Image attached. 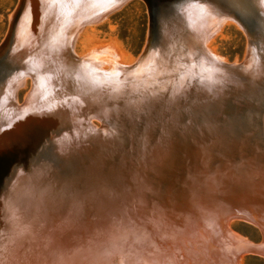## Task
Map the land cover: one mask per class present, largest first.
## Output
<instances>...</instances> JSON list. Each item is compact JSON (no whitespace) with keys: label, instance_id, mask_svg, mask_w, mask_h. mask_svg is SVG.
Returning a JSON list of instances; mask_svg holds the SVG:
<instances>
[{"label":"rangeland","instance_id":"1","mask_svg":"<svg viewBox=\"0 0 264 264\" xmlns=\"http://www.w3.org/2000/svg\"><path fill=\"white\" fill-rule=\"evenodd\" d=\"M254 1L252 0V4L258 9V0L257 2ZM260 1V8L264 12V0ZM156 3L158 4H155V0H83V2L81 0H0V46L5 42H11L13 31L14 33H19L20 44L25 46L27 40H24L23 37L29 35L26 34L29 30L28 27L33 26V20L32 24L29 21L27 23V20L25 22L28 10L33 11L34 9L36 11L35 14L41 12L40 14L43 16L46 15L44 16L45 21L50 22L49 26L52 29L45 36H36L38 33L34 35L35 39L32 44L30 46L27 45L28 47H25L22 51V54L28 53V55H32L29 61L26 60V62H28L29 66L35 68L36 71L38 68L41 69L42 66L43 68L48 66V69L43 70L42 68L43 72H41L40 78L43 80L39 79L41 80L39 81L41 82L40 86H38L39 89H37V85H39L37 83L38 79L35 81L36 77L34 78V76H37L36 73L33 72L31 75L27 71V76L23 78L20 84L17 83L16 89L13 88L12 98L10 97L11 89L5 85L0 94V101L2 100L0 108H2L3 102L15 110L19 107L30 111L32 109L36 110L38 107L40 109L46 104L42 106L44 102H48V105L53 107L54 103L44 99H46L47 95L50 96L52 94L50 97L54 98V95L60 92V89L57 92L54 90V94L50 86L59 87L58 79L63 74L64 76L66 75L65 64L72 66V68L74 67L75 71L72 68L71 70L76 73L79 72L77 70L78 64H82L80 71L82 70L85 74L82 77L87 78L85 80L86 85L82 83V78L77 77L75 74L74 77L77 81L69 82L68 85H73L74 91L79 89L86 91L93 86L83 94L90 101L99 97L106 100L102 85L108 84L110 88H113V85L119 83L125 85V87L130 86L133 89L141 88H138L139 93L136 91L135 93L137 96L144 95L147 100H152L150 96H157V94L162 96L166 94V96H171L172 94L173 96L175 92L178 93L182 91V88L185 90L187 87L190 88L189 100L193 102L201 91L207 92L208 98H198L202 100H198V103L193 106L192 103L185 104L184 99V103L181 102L180 106H178L180 110L179 120L170 121L168 126L173 132V135L169 138L173 161L165 165L161 175L158 177L159 182L157 181L156 186L161 189V191L159 190L160 196L165 198L164 194H167L170 197L169 199L176 196L183 202L182 199L189 189L188 183L193 177H197L198 181L207 180L209 177L221 180L219 177L220 174H225V167H230L234 171L239 170L240 165L245 163V158L251 160V162H246L248 165H253L258 168V171L264 170V34L261 36V40H258V43L253 42L248 37L242 22L227 14L222 6L216 4L214 0H157ZM76 4L77 6H75ZM69 5L71 7H68ZM154 5H158L157 13ZM79 9L82 12H78ZM71 10H75L73 14ZM15 16H18L16 22H14ZM30 19L28 16V20ZM189 20L192 28L189 23L187 25V21L190 22ZM193 21H200L198 23L203 24H199L198 27L197 23ZM35 22L34 28H37L35 27ZM29 24L30 26H28ZM42 26H44V23H41ZM197 29L203 30L198 31ZM53 32L56 33L54 34ZM48 36H51V38ZM174 40L178 41L175 42ZM188 41L192 43H188ZM61 42L62 44H60ZM170 42L172 44L175 42L176 44L172 45ZM38 53H42L40 54L41 58ZM149 56L152 57L150 58ZM21 59L26 58L22 57ZM21 59L15 62L10 61L5 50L0 52V67L5 69V82L14 71L22 68ZM202 59L204 62L201 61ZM204 59L208 63L206 66ZM147 60H152V62ZM45 61L49 65H46ZM203 63L204 68H202ZM143 64L148 65V67ZM215 64L218 68H216ZM220 64L228 68L222 69L219 66ZM241 65H250V67L238 68ZM49 66L53 70L58 69L57 71L55 70L58 72L55 73V76L47 74V71L50 70ZM142 66L144 68H140ZM158 66L160 67L158 68ZM206 68L207 71L205 70L204 74L203 71ZM144 69L146 70L144 71ZM152 69L156 70L154 71L156 74L153 73V75H156L157 78L153 75L149 76L153 72ZM138 72L142 74L146 72L147 74H144L147 77L140 75ZM158 73L160 74L159 76ZM208 73L209 78L207 77ZM223 75L226 78L225 80ZM143 76L144 78H142ZM212 78H214V81H212ZM52 79L56 80L51 82L50 80ZM132 79L134 83H131ZM172 79H174V83L170 81ZM214 84L215 86L219 84L216 89ZM221 84L223 87L220 86ZM95 85L96 87H94ZM42 86L46 89H43L44 87ZM203 88L207 89L204 90ZM254 88H256L258 93L252 94ZM40 89L42 90L41 93ZM95 89L97 90L95 91ZM43 90L47 94H44ZM80 90L79 92H81ZM76 94L78 97H82V93ZM102 95L104 96L102 97ZM67 97L68 95L66 94ZM130 100H125V103L115 99L108 100L107 104H115L114 109L119 112L114 114L115 119L111 120L113 122L108 129L110 133L112 132L111 135L108 134V131L104 134L103 132L101 133L102 130L100 129L104 127V120L101 116L94 114L90 110L84 111V109V114H82L84 120L81 116L78 118L82 119H80V126L82 129H86V134L82 133L78 136L82 141H77L79 143H73L74 145L65 146L64 148L59 145V140L64 134H72V130L66 128L70 125V121L66 118L46 121V124L43 123L41 128L38 127V131L45 135L43 142L34 144V146L38 145L37 150L41 153H38L37 162L32 166L33 170H37L38 180L26 182V186H39L41 190L49 189L51 193L59 197L73 199V194H79L88 187L94 193L97 191L96 194L98 195L102 190H113V187L110 188V186L115 181H117L118 185L127 182L129 177H131L130 171L133 168L137 169V158L142 152H145L143 150L145 147L150 151L153 145L159 141L160 135L166 129H164L165 124L163 122L168 121L167 118H169L157 116L161 105L156 104L157 102H154V99L152 102L157 107L151 111L150 115H148L147 111L144 114L140 113V115L138 110L144 111L143 106H135L131 104V98ZM58 103H55V106L60 105ZM127 103L129 106L124 105ZM229 103L235 107L231 109ZM64 106L68 107L67 105ZM64 106L61 104L60 108H65ZM256 106H258L257 109L252 108ZM75 111L76 114H80L77 109ZM238 112H241V114H238ZM63 117H65V112ZM88 128H94L98 133L89 134ZM184 128L187 129L185 136H181L180 131L185 130ZM83 139L85 140L84 142ZM104 140H107V143L106 141L103 142ZM144 144L145 147L143 146ZM176 146L180 147L177 149ZM203 153H205L209 161L208 166L204 168L206 171L201 168ZM242 171L248 173L252 169L243 168ZM26 173L28 174L29 170H26ZM97 178H99L100 184L102 183L98 187L96 185ZM162 186L166 187L164 191L161 188ZM1 194L2 192L0 193V200L3 198V194ZM250 195H245L246 207L244 206V209H248L262 225L258 222L254 224L253 221L250 222L247 219L231 218L227 220V223H223L224 226H220L219 230L230 235L232 239L229 240L230 243H226L221 238L223 235L218 232L219 227L215 228V230L209 228L207 236H203L205 238L201 236L196 238L195 242H186L189 245L193 242L192 247L190 245L188 248L187 244L184 243L183 245L182 243L180 244L181 247L183 246L182 249L179 248V245L177 248L179 250L174 252V256L172 252L165 251L167 254H163L162 263L164 264L165 260V263L170 262L167 259L168 257H172L171 261L175 260L180 252V258L176 259L181 261H179L180 264H186L187 262V264H190V262L192 264L196 256H199L198 259L200 261L195 259L198 264H203L204 262L202 261L204 259V261L207 260L209 263L214 264L212 259L215 256H217L214 258L216 262L217 258L219 261H225L223 257L228 256L229 260L226 261V264H264V233L262 230L260 231V228H257V225L261 229L264 228V190H258L257 195L254 194L255 196ZM214 232H216V235H219L217 232L220 233L221 237L219 235V238H217ZM212 237L214 239H211ZM207 238L209 239L207 240ZM194 243L199 244V247ZM185 245H187V248H185ZM245 245H250L249 247H253V250L242 253L240 251L239 254L238 251L243 249ZM261 246V252L257 253L255 249L261 248ZM202 247H209L210 252L207 248L202 250ZM192 248H196L198 255H194L196 252L191 250ZM198 248L202 252L205 250V252L199 253L200 250ZM231 248H233L232 251ZM217 252L220 253V258ZM227 252L230 256L226 254ZM168 253H171V256ZM175 253L178 254L176 255ZM190 253L193 254L191 255ZM204 253L211 256H204ZM183 254L187 255V257L192 256V258L189 257V261H187V257L184 258L185 255L183 256ZM223 254L226 255L223 256ZM201 258L203 259L202 261ZM176 260L169 264H178ZM219 261L217 262L218 264H220Z\"/></svg>","mask_w":264,"mask_h":264},{"label":"bare ground","instance_id":"2","mask_svg":"<svg viewBox=\"0 0 264 264\" xmlns=\"http://www.w3.org/2000/svg\"><path fill=\"white\" fill-rule=\"evenodd\" d=\"M81 1L83 2V0ZM75 6H77V4ZM68 7H71V6L69 5ZM72 9H75V8H72ZM40 10H41V6H40ZM74 11L72 12V14L74 13ZM79 11L81 10L79 9L78 12ZM62 12H65V11H62ZM35 13L36 11H34V9L33 11L28 10L26 12L27 18L25 19V22L27 20V23L29 21L30 24H32V20H33V26L31 27L30 24L28 25L31 27V29L30 27H28L29 30L26 34H29V35L28 36L25 35L23 37L24 40L25 39L27 40L24 47H28L32 44L33 40L35 39L34 35H36L37 33L38 34L36 36L38 35L45 36V34L48 33V31L52 30L51 26H49L50 22L48 23L45 21L44 16L46 15L43 16L42 14H40L41 12L39 14L38 12L37 14ZM28 16L29 18H31L30 20H28ZM34 22L36 23L35 27L37 28H34ZM193 22H196V21H193ZM198 22L200 21L196 22L199 27V24L201 23H198ZM41 23H44V26L41 27ZM188 23L190 27L192 28L191 21L190 22L187 21V25ZM60 24H61V21H60ZM202 30H198V31H202ZM48 37L51 38V36H48ZM51 40H54V39H51ZM175 42L174 44H176ZM190 42L188 41V43ZM60 44H62V42ZM170 44H172V42H170ZM22 56L26 58L22 60L24 67L22 66L21 69L14 71L6 80L7 88L11 89L10 90L11 93L9 92L11 94L10 97L13 96L12 95L13 90L16 89L15 86H17V83L20 84L23 78L27 76L28 74L27 71L30 72L31 75L33 72L36 73L37 76H34V78L36 77L35 81H37L38 79L37 83L39 85L37 84L36 85H37V89H39L38 86H40V83H41L39 81L43 80L40 78L41 72H43L44 69H48V66H46L47 68L46 67L43 68L42 66L43 70L42 68L41 69L38 68V70L36 71L35 68L29 66L27 64L28 62H26V60L29 61V58L32 55L30 56L28 55V53H24L22 54ZM40 58H41V55H40ZM147 61H150V60H147ZM201 61H203V59ZM150 62H152V60ZM205 62H206L205 63V66H206V64H208L207 60H205ZM208 62L210 61L208 60ZM47 64L49 65V63H46V65ZM145 64L143 65L146 66ZM212 64L214 65V63ZM81 65L82 64H78L77 70L79 72L76 73L74 72L75 71L74 67L72 68V66H67L65 64L66 75L64 76L63 74L60 77V79H58V82L60 84L59 87H56L54 85L50 86V89L53 90V93H54V90L55 92H57L60 89V92L57 95L54 93L56 95V96L54 95L55 99L50 97L53 94L50 96L47 95L46 99H44V100L48 99V101L54 103L53 107L48 105L49 104L48 102H44L42 103V106L45 103L47 105L45 104L40 109L38 107L36 108V110L32 109V111H30L26 109H21V107H19V108H16L15 110L11 106H9L7 103L3 102L2 108H0V137H5L9 133L17 131L20 127L28 124L32 120L36 122H38V120L39 121L42 120L43 122L44 121L48 122L56 118L58 119L66 118L67 120L70 121L69 122L70 125H68V127L66 128L71 129L72 134L66 133L59 140L60 147L64 148L65 146L72 145L73 143L76 144V143L81 142L82 139H80V137L78 136H80L82 133L86 134V129H82V127L80 126L81 125L80 119L83 118L82 114H84L83 112L85 110L87 111L90 110L94 112V114H97L102 117V119L104 120V127L100 130H102L101 133L103 132L104 134L111 127V124L113 122L111 120L115 119L114 114L119 113V112H116V109H114L116 106L115 104H111V105L107 104L108 100L115 99L117 101H121L122 103H125V100L126 101L130 100V98L132 99L131 104L135 106L136 105L141 106V107L143 106L142 108L144 109V111L138 110L139 114L140 113L144 114V112L147 111L148 115H150L151 111L157 107L156 104L161 105L160 107L161 109H159L158 111L159 114L157 116L160 118L165 117V116L169 117L167 118L168 121L163 122L165 124L164 129L166 128L164 131L165 134L162 133L160 135L161 140L159 139V141L153 145L150 151L147 150V148L145 147V144L143 145L145 147L143 149L145 150V152H142L139 158H137L138 159L137 169L133 168L130 171L131 177H129L127 182H125L124 184L122 183L118 185L117 181H115L110 186V188L113 187V190H102L101 193L98 195L96 194L97 191L94 193L93 190L88 189L89 188L88 187L86 188V190L82 191L79 194L77 193L73 194L72 196L73 199L72 198L65 199L63 197H59L58 195H54L53 193H51L49 189L41 190L39 186H31V185L30 187H28L26 186V182H29V181L34 182L38 180L37 170L36 169L33 170L32 168L27 174L26 171L24 172L23 170L18 169L15 172L14 176H12V178L6 183L5 188L1 190L3 194L1 195L3 196V198L0 200V264H111L114 257L119 256V258H121L122 259L121 261L123 262L124 260H128V258L131 260L132 257L136 256L137 254L143 256L142 260H136V262H138L139 264L141 262L143 264H163L162 263L163 254H167L166 252H172L174 256V252L176 250L177 251L179 250L177 248L180 244L183 243L184 245V243L187 244L186 242L194 241L196 238H200L201 236L202 237L204 235L207 236V233H208L207 231L209 228L215 230V228L219 227L218 232H221L219 231L220 226H222L223 223L225 222L227 223L228 222L227 220L231 218L247 219L250 222L253 221L254 224L258 222L257 219L254 217V215L250 213L248 209L247 210L249 212L246 209H244L246 207L245 206L246 202L244 198L246 194H249V195L251 194L250 196H255L257 195L258 190H261V189L264 190V170L258 171V168H255L253 165H248L246 162L247 161L251 162V160H249L248 158L244 159L245 163L240 165V167L238 168L239 170L234 171L230 167L229 168L225 167V174L224 175L220 174V177H219V179L221 180H217L216 178L213 179L209 177L207 178V180L203 179V180L198 181L197 177H193L188 183L189 189L187 190L185 196L182 199L183 202L180 200V198H176V196L169 199L170 197H168L167 194L166 195L164 194L165 198L160 196L161 194H159L161 189L156 186L157 181L159 182L158 177L161 175L163 168H165V165L173 161V157L171 154L172 152L170 151L171 145L169 143V138L173 135V132L168 128V126L170 125V121L173 122L174 120L176 121L179 120L180 110L178 109V106H180L181 102L184 103L185 101V104L192 103V106H193L196 103H198V100H202L198 98H208L209 95L207 94V92L205 93V91L204 92L201 91L200 95L198 94L197 97L194 98L193 102H191L189 100L190 88L186 87L185 90H183L182 88L181 89L182 91L178 90L180 92L178 93L175 92L173 96L172 94L171 96H166L167 94L165 96H162L161 94H157V96L155 95L150 96L152 100L154 99L153 100L154 102H157L156 104H154L152 100H147L146 99L147 97L145 98L144 95L137 96L135 91L139 93L138 92L139 87L137 88L135 87L136 89H133V88H130V86L125 87V85L119 83L117 85L115 84L116 86L113 85V88H110L108 84L102 85L103 86L102 91L106 94V96L102 95V97L103 96L106 97L107 101L104 98L103 99L100 98L97 95V93L96 95L99 98L97 99L95 98L90 101L89 99H86L88 97H84L83 94H85L86 91H89L91 87L93 86H91L89 90H86V91L79 89L81 91L79 92V90L74 91L75 89L72 88L73 85H68L69 82L77 81L75 80L74 74L77 77H81L83 80L82 83L86 85L85 80H87V78L82 77V75L85 76V74L82 70L80 71V68L82 67ZM146 67H148V65ZM159 67L160 66H158V68ZM71 68L74 71H72ZM140 68H144V67L142 66ZM202 68H204V63H203ZM216 68L218 67L216 66ZM147 69H150V68H147ZM55 70L56 69L53 70L52 68H50V70L48 71L46 70V71L48 75L55 76V73H58L56 72L58 69L56 71ZM145 70L146 69H144V71ZM205 70L207 71V68L204 69L203 71L204 74H205ZM154 71L156 70H153L152 74H149V76L150 75L152 76L153 73L156 74ZM220 71H223V70H220ZM141 72L140 73L138 72V73L140 75L147 74L146 73L147 71L144 72L145 74L144 73L142 74ZM124 73L127 74V72H124ZM159 75L160 74L158 73V76ZM207 75H208L207 77L209 78V73ZM153 76L157 78L156 75H153ZM145 77L147 76L145 75ZM53 78H56V77H53ZM142 78H144V76ZM161 78H162V74H161ZM212 79H213L212 81H214V78ZM225 79L226 78L224 76V80ZM55 80L56 79L54 80L52 79L50 81L52 82ZM173 80L174 79L170 81L173 82ZM131 83H134L133 79L131 80ZM218 85L216 84L215 86L214 84L215 89ZM220 86H222V84ZM94 87H96V85ZM43 89H46V88L44 87ZM206 89L207 88H205L204 90ZM96 90L97 89H95V91ZM112 90H115V91H112ZM44 91L45 90H43V92ZM63 91L65 92V94ZM211 91L212 93L214 92L212 89ZM253 91L254 92L251 91L252 94L256 93L257 92L256 88H254ZM41 92L42 90L40 91V93ZM45 92L44 94H47ZM76 93H82L81 94L82 97H78ZM66 94L68 95L67 98H66ZM100 94H103V93H100ZM52 99L55 100V102H53ZM36 102L34 103L36 104ZM57 102H59L60 105L63 104V106L67 105L68 107L64 106L65 108H60V105L55 106V103ZM124 105L129 106L128 103ZM111 107L113 108L111 109ZM76 109L77 111L80 112V114L78 113L76 114V111H75ZM174 109H178V110H174ZM64 112H65V117H63ZM80 116L81 118H78ZM100 130L98 131L100 132ZM186 130L187 129L180 131V135L185 136ZM87 131H90L88 132L89 134L98 133L95 131L94 128H90V129L88 128ZM111 133L109 132L108 134L111 135ZM74 137H77V138H74ZM84 141L85 140L83 139V142ZM105 141L107 143V140H104L103 142ZM179 147L180 146H176L177 149ZM181 147H184V146H181ZM173 149H175V147H173ZM202 160H203V163H201L202 164L201 168L204 169L209 164V161L206 158L205 153H203ZM243 168H250L252 169V171H248V173H244L242 171ZM204 170L206 171V169ZM96 181H97V184H96L97 187L102 185V183L100 184L99 178H97ZM161 188L164 191L166 187L162 186ZM258 223L262 225V223L260 222ZM221 230L224 231L223 229ZM210 232H209V236L211 237ZM218 232L217 234L220 235V233ZM214 234L215 236H217V238L221 237V235L220 236L216 235V232H214ZM221 234L223 235L221 238H223V240L226 241V243L227 242L230 243L229 240H232L230 235L227 234L226 232L224 233L221 232ZM215 236L213 235V237ZM232 236L234 235L232 234ZM213 237L211 239H214ZM208 239L209 238H207V240ZM223 240H219V241H223ZM191 243L193 244V242ZM192 244H190L191 247H192ZM194 244H197V243H194ZM187 245H185V248L187 247L189 248L190 246L189 243ZM197 245L199 247V244ZM246 245L243 249L239 251L237 250L238 253L240 251H241L240 253H242V252L253 250V247L251 248L249 247L250 245L248 246ZM182 247L180 245L179 248L182 249ZM204 248H207V247H202L201 249L203 250ZM207 249H209V252H210V248L208 247ZM232 249L233 248H231V251ZM187 250L190 251L189 249ZM191 250H194L196 252V248L195 249L192 248ZM198 250L200 249L198 248ZM255 250L258 252H261L259 247L258 249H255ZM182 251H185V250H182ZM200 252L202 251L200 250L199 253ZM203 252H205V250ZM228 252L226 254L229 255ZM188 253L186 254L188 255ZM202 253H201V256H202ZM175 254L177 255L178 253H175ZM217 254L219 255L218 257L220 258V253L217 252ZM226 254H223V256ZM168 255L171 256V253L170 254L168 253ZM176 255L175 257H177ZM179 255H180V252H179ZM184 255L185 254H183V256ZM187 255H185L184 258H186ZM194 255L196 256L198 255V253L196 252V254ZM205 255L209 256V254L207 253H204V256ZM189 257L192 258V256H189ZM189 257H187L188 259L187 261H189ZM196 257L195 259L197 261H200L198 259L199 256L197 258ZM216 257L217 256H215L214 258ZM177 258H175V260ZM214 258L213 259L211 258L212 263L218 264L217 263L219 261L218 258L216 259L217 262L214 260ZM167 259L170 262L175 261V260L171 261L172 257L171 258L168 257ZM195 259H193L194 263L198 264V262H196ZM202 260L203 259L201 258V261ZM204 260L202 261L204 262L203 264L209 263L207 260L206 261ZM223 260L225 261H219V263L226 264V261L229 260L228 256L223 257ZM121 261H119L118 264H122ZM165 261H164V264L170 263V262L165 263ZM179 261L177 262L178 264H180ZM194 263L192 262V264ZM125 264H127V261L125 262Z\"/></svg>","mask_w":264,"mask_h":264},{"label":"water","instance_id":"3","mask_svg":"<svg viewBox=\"0 0 264 264\" xmlns=\"http://www.w3.org/2000/svg\"><path fill=\"white\" fill-rule=\"evenodd\" d=\"M156 1L157 0H155V4H158L156 3ZM214 1L219 6H222L223 10L227 14H230L231 16L237 18L242 22L248 37H250L253 42L258 43L261 40V36H263L264 34V12L260 8V0H258V9L253 6L252 0ZM255 1L257 2V0ZM157 6L158 5H154L156 13L159 9ZM17 19L18 16H15L14 22H16ZM20 39L21 38H19V33H14L13 31L11 35V42H5L0 46V52L5 50L7 57L10 59V61L15 62L23 57L22 51L25 47L21 46ZM22 66L24 67L23 63ZM219 66H221L222 69L228 68L224 67V65L222 64H220ZM244 67L250 66L241 65L238 68L244 69ZM4 74L5 69L0 67V94L6 85ZM229 107L232 109L235 106L229 103ZM257 107L258 106L252 108L257 109ZM252 108L250 107L249 109ZM238 114H241V112H238ZM45 122L46 121L43 122L42 120H38V122L32 120L28 124L20 127L17 131L11 132L5 137H0V191L5 188L6 183L12 178V176H14L15 172L18 169H21L23 171H30L33 168V164L37 162L36 160L38 157V153H41L37 150L38 145L34 146V144H39L40 142H43L45 135L44 133L42 134L40 131H38V127L41 128L43 123L46 124ZM257 228H260V231L262 230V232L264 233V228L261 229L259 225H257ZM259 249H262V247ZM142 257L143 256L137 254L136 256L132 257L131 260L128 258V260H124L122 262V259L118 256L113 258L111 264H115L116 262L119 263V261H121L122 264H125L126 261L127 264H139L138 262H136V260H142ZM140 264L143 263L141 262Z\"/></svg>","mask_w":264,"mask_h":264}]
</instances>
